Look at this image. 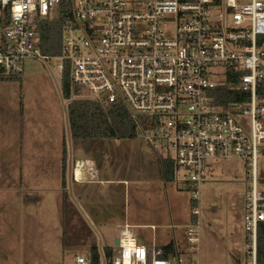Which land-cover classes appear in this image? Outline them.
I'll return each instance as SVG.
<instances>
[{
	"label": "built area",
	"instance_id": "obj_1",
	"mask_svg": "<svg viewBox=\"0 0 264 264\" xmlns=\"http://www.w3.org/2000/svg\"><path fill=\"white\" fill-rule=\"evenodd\" d=\"M58 19L62 54L45 56L41 25ZM52 58L91 99L123 105L139 137L173 163L177 182L185 170L182 184L193 191L186 255L149 253L125 226L111 264H200L199 188L216 160L246 164L245 251L256 264L264 223L257 172L264 152V0H0V77L21 75L28 60ZM230 80L234 101L217 91ZM76 264L90 259L78 256Z\"/></svg>",
	"mask_w": 264,
	"mask_h": 264
},
{
	"label": "rangeland",
	"instance_id": "obj_2",
	"mask_svg": "<svg viewBox=\"0 0 264 264\" xmlns=\"http://www.w3.org/2000/svg\"><path fill=\"white\" fill-rule=\"evenodd\" d=\"M60 63L59 58L28 60L16 80L0 82V263L65 264L80 253L62 243L76 231L68 227V220L77 210L69 194L63 202L64 141L69 161L88 160L94 176L111 181L83 186V193L98 209L107 216L112 212V219L124 223L125 215L163 207L171 212L173 222L168 218L166 226L157 224L159 231L165 238L172 237L173 224L181 249L187 250V227L195 220L193 191L181 188L187 172L179 171V182L155 180L146 166L155 167L150 161H156L157 154L140 137L73 140L69 101L62 96V74L57 69ZM76 98L92 97L82 92ZM257 172L264 179V152L258 157ZM249 187L244 162H208L206 182L199 188L200 264H253L245 251ZM80 202L85 206V199ZM117 238L110 233L108 245L113 250L118 248Z\"/></svg>",
	"mask_w": 264,
	"mask_h": 264
},
{
	"label": "crops",
	"instance_id": "obj_3",
	"mask_svg": "<svg viewBox=\"0 0 264 264\" xmlns=\"http://www.w3.org/2000/svg\"><path fill=\"white\" fill-rule=\"evenodd\" d=\"M154 155L156 154L154 153ZM155 157L156 161H150L154 165L156 164L155 167L146 166V169L149 170L155 180L164 182L165 184L166 182L163 179L161 168L162 158L157 155ZM63 179L65 180L63 184V202H65L64 200L66 199L67 194H69L70 199H72L77 205V210L73 211L74 213L69 215V218L72 220H68L70 223L68 227L71 229H76V231L69 233L68 239H63L62 243L64 247L66 243H68L71 245V248H77L80 252L73 256L72 261H64L65 264H76V258L78 256L89 257V249L93 245L98 248L101 264H106L105 249L112 248L108 245L110 233H114L119 238V232L125 226L130 228L138 243L145 246L149 253H152L154 250L158 249L164 250V248L172 246V250H169V256L186 255L187 250L181 249L180 242L178 241L177 233L173 227V224L172 237L165 238L158 229L159 226H157V224H163V226H166L168 223V218H170L169 220H171V223L173 222V215L171 212L166 213L163 207L159 208L157 206H152L149 208H143L141 214L135 212L134 216L125 215V220H123L124 223L122 221H118V219H115V217L112 219V212L109 214V216H107L103 210L98 209L97 204L91 200L90 196L83 193V186L94 183H108L111 181L99 180L97 175L94 176L93 167L88 160L74 159L71 161L70 159L69 161L68 157ZM113 183L118 184V181H113ZM83 199H85V206L80 202V200ZM73 201L72 203H74ZM142 202L144 203V201ZM138 203L139 202L137 201L136 204ZM62 216L64 223L67 219L64 208ZM81 227L86 229L81 231ZM149 230H152V232L150 233ZM67 254H69V252H67ZM46 258L48 257L46 256ZM0 264L5 263L1 262ZM28 264L31 263L28 262Z\"/></svg>",
	"mask_w": 264,
	"mask_h": 264
},
{
	"label": "trees",
	"instance_id": "obj_4",
	"mask_svg": "<svg viewBox=\"0 0 264 264\" xmlns=\"http://www.w3.org/2000/svg\"><path fill=\"white\" fill-rule=\"evenodd\" d=\"M62 27L63 20H49L41 25V52L45 56L57 57L62 54ZM18 77H0V82L14 81ZM62 96L69 101L67 111L69 128L73 140H132L139 138V130L136 121L129 111L121 104L107 105L102 101L91 98H76L82 94L80 88L71 82L69 67H66L62 75ZM219 93L231 94L229 100L234 101L236 82L228 81L226 85L220 86ZM233 95V96H232ZM226 101H218V105H224ZM67 161V146L63 142V178ZM162 176L166 183H172L175 179V167L170 160L162 161ZM264 183V179H261ZM65 180L63 179V184ZM181 188L190 190L189 187ZM172 246L164 248V258L169 257ZM90 264H101L98 248L93 245L89 249ZM113 249H105L106 264H111ZM256 264H264V223H261L258 231V250Z\"/></svg>",
	"mask_w": 264,
	"mask_h": 264
},
{
	"label": "water",
	"instance_id": "obj_5",
	"mask_svg": "<svg viewBox=\"0 0 264 264\" xmlns=\"http://www.w3.org/2000/svg\"><path fill=\"white\" fill-rule=\"evenodd\" d=\"M118 244H119V240L117 239V241H116V246H118Z\"/></svg>",
	"mask_w": 264,
	"mask_h": 264
},
{
	"label": "clouds",
	"instance_id": "obj_6",
	"mask_svg": "<svg viewBox=\"0 0 264 264\" xmlns=\"http://www.w3.org/2000/svg\"><path fill=\"white\" fill-rule=\"evenodd\" d=\"M19 11H20V9H19V8H17V9H16V12H19Z\"/></svg>",
	"mask_w": 264,
	"mask_h": 264
},
{
	"label": "bare ground",
	"instance_id": "obj_7",
	"mask_svg": "<svg viewBox=\"0 0 264 264\" xmlns=\"http://www.w3.org/2000/svg\"><path fill=\"white\" fill-rule=\"evenodd\" d=\"M78 175V174H77Z\"/></svg>",
	"mask_w": 264,
	"mask_h": 264
}]
</instances>
